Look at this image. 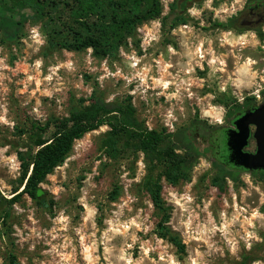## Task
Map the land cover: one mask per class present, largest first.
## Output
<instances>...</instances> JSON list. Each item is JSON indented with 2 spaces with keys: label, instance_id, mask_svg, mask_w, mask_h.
Returning a JSON list of instances; mask_svg holds the SVG:
<instances>
[{
  "label": "rangeland",
  "instance_id": "obj_1",
  "mask_svg": "<svg viewBox=\"0 0 264 264\" xmlns=\"http://www.w3.org/2000/svg\"><path fill=\"white\" fill-rule=\"evenodd\" d=\"M246 1L190 2L175 25L174 0H162L159 18L139 25L116 56L99 58L92 48L52 47L51 35L71 21L66 8L40 15L21 0H0L1 13H26L14 38L0 24L1 191L10 196L21 178L18 151L32 144L33 125L68 115L94 93L131 98L148 128L187 129L201 153L188 180L164 181L168 225L184 253L156 233L161 216L144 187L145 155L109 156L104 125L77 140L42 184L48 207L24 195L7 224L0 214V264L10 253L18 264H264V173L232 171L219 189L211 147L192 125L231 128L249 98L264 102V22L242 26Z\"/></svg>",
  "mask_w": 264,
  "mask_h": 264
},
{
  "label": "trees",
  "instance_id": "obj_2",
  "mask_svg": "<svg viewBox=\"0 0 264 264\" xmlns=\"http://www.w3.org/2000/svg\"><path fill=\"white\" fill-rule=\"evenodd\" d=\"M23 8H29L37 14H44L47 7L54 10H69L71 21L66 28L51 35L52 47H64L70 50L93 49L99 58L114 57L120 48L127 44L137 27L147 21L159 18L163 12L162 0H21ZM200 0H174L171 8L178 21L183 23L184 11L190 2ZM262 1L264 0H257ZM26 20V13L8 14L0 12V24L4 38H14ZM260 37H264L261 28ZM70 108L66 116H52L44 125H33L32 144L18 151L21 163V178L9 196L0 190V214L4 224L11 214L12 206L24 195L37 203L48 207L47 194L42 187L47 177L56 167L63 164L73 150L77 140L87 133L108 125L102 140V147L113 158L123 153L137 155L143 153L148 163V174L144 187L152 200L160 220L156 233L160 238L171 242L179 252H185V243L174 234L168 225L170 214L163 197L164 181L175 186L190 178L191 171L201 157L194 141L187 135V129L178 128L171 132L167 129L148 128L137 116V110L131 98L123 101H107L102 94L94 93L88 104L84 99ZM244 108L257 105L255 97L249 98ZM243 108H241L242 110ZM239 110V111H241ZM238 111L231 114L234 119ZM197 136H202L211 144H222L224 126H212L200 119L192 123ZM217 163V162H216ZM219 173L212 182L224 190L227 177L232 169L216 164ZM119 195V187L111 193L113 200ZM252 260V259H251ZM7 264H18V257L10 253ZM241 264H250L245 258Z\"/></svg>",
  "mask_w": 264,
  "mask_h": 264
},
{
  "label": "water",
  "instance_id": "obj_3",
  "mask_svg": "<svg viewBox=\"0 0 264 264\" xmlns=\"http://www.w3.org/2000/svg\"><path fill=\"white\" fill-rule=\"evenodd\" d=\"M238 116L235 121L237 129H230L226 133L230 161L250 170H264V102L245 110L244 113H238ZM251 135L257 145L255 153L245 151Z\"/></svg>",
  "mask_w": 264,
  "mask_h": 264
},
{
  "label": "flooded vegetation",
  "instance_id": "obj_4",
  "mask_svg": "<svg viewBox=\"0 0 264 264\" xmlns=\"http://www.w3.org/2000/svg\"><path fill=\"white\" fill-rule=\"evenodd\" d=\"M244 12V17L241 20V24L243 27H257L261 23L264 22V2L262 1H257V0H247L245 3V7L243 8ZM255 107V106H253ZM250 107V108H253ZM249 108H244L241 111H238L237 114L235 115L234 119L232 120V127L231 128H226L225 127V132H224V141L222 144H211L209 141V145L211 147V152H212V157L215 162L218 164H223L226 165L227 167L231 168L233 172L241 173V172H249L251 174L255 173H264V170H250L247 169L243 166H238L234 164L233 162L230 161V150L226 146V138H227V132L228 130L232 129L235 130L237 129V125L235 123L236 119L239 117L238 113H244L245 110ZM255 127H252L254 129ZM198 137H202L199 136ZM203 138V137H202ZM204 139V138H203ZM206 141V139H204ZM245 151L255 153L257 151V145L255 138L253 135H251L249 139V144L246 146Z\"/></svg>",
  "mask_w": 264,
  "mask_h": 264
}]
</instances>
